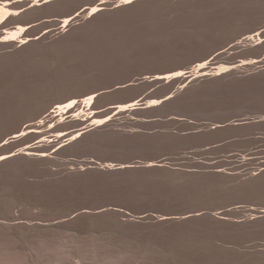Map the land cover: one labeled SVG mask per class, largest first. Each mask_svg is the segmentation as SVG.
Wrapping results in <instances>:
<instances>
[{
    "label": "rangeland",
    "instance_id": "374dc122",
    "mask_svg": "<svg viewBox=\"0 0 264 264\" xmlns=\"http://www.w3.org/2000/svg\"><path fill=\"white\" fill-rule=\"evenodd\" d=\"M202 1L200 2L201 6L198 8L185 6V8L181 7L182 10L173 3H166L159 5L160 7L151 8L147 14L161 16H159V20L149 24L151 27L148 25V36L142 34L140 37L131 30L118 29L115 31L116 33H109L100 40H95L101 37L100 34H95L91 37L93 40L88 38L85 41L65 44L59 49H54L48 56L35 57L10 66L7 74L11 79L10 88L13 89L8 97H0V126L9 123V120L6 119L5 114L2 112L6 107L8 108V106L13 104L14 106L22 105L25 108H34L49 96L64 95L72 90L105 87V90L109 91V93L106 92L104 97L99 99L100 102L120 95L129 96L130 98L124 103L125 107L121 106V111L124 110L121 116L125 115L123 118L119 115V121L109 125V127L103 126L104 129L96 127L83 135L82 138L70 142L71 145L68 143L57 147L58 149L55 148L54 152L49 155L51 159L48 158L51 162L50 164L46 165L43 163L41 166L42 162H33L27 165L21 157H16V159L12 160V163L21 164V166L16 168L8 167L0 171V180H2L0 181V193L2 194L3 192V195L0 194V215H13L28 223L30 220L31 223L51 224L58 219L60 223L66 222L56 228L47 226L46 228H41V230L40 228L18 229L15 235L9 238L3 239L0 236V251L4 252L5 250L3 264H68V262L74 264H203L204 260L206 261L205 264L207 261L208 263L210 262L209 264H258L250 256L245 258V260L237 259L232 252V248L240 242L239 237L243 238L245 235L254 234L250 242L245 243L248 248H245L246 246L242 244L241 250L247 252L256 248L264 251V220L253 221L249 217L253 211L264 213V64L260 68V63L252 60L260 59L259 62L264 61V41L257 45L242 46L229 51L225 55L224 66L232 67L233 65L234 68L242 69L234 71L224 70L218 76H214L216 74H206L214 77L199 82H194V79L188 75L183 82L178 83V93L172 94L169 99L167 98L169 96L167 94L168 84L162 86L139 84L142 77H149L174 65L181 64L185 66L187 59L200 56V54H204L206 49L211 47L224 45L232 37L239 36L248 29L253 28L255 23L260 22L264 25V10H262L264 9V0H262L263 2L261 0ZM260 4L263 5L261 6ZM204 6L208 10L204 9ZM160 10L162 11L160 12ZM250 12L252 13L250 14ZM147 14L137 16L142 19ZM172 18L175 20H172ZM114 24L115 22L102 24L97 27V31L105 26L113 28ZM82 25H78L74 31L82 30L86 24ZM112 28L110 31L116 30L115 27ZM258 34V32L253 33L254 36H258ZM57 36L49 37V40L54 41L55 45L60 44L66 38L59 37L56 39ZM134 37L137 40H134ZM81 42L84 43L82 44ZM181 57L183 58L181 59ZM239 62L244 65H238ZM187 66H193V64ZM226 74L228 75L226 76ZM129 79L138 80L136 82L130 81L135 85L134 87L129 88L122 84V91L118 92V94L111 93L112 85ZM19 86L31 91L30 95H32L33 99L25 100L24 95L18 91ZM147 93L151 97L147 95L148 99H145L147 96L145 95L146 97L144 98L143 95ZM145 103L149 105L145 107ZM84 106L94 108L93 100L86 101ZM101 107L103 111L108 113L110 108L108 105L104 103ZM130 112L131 114L128 115ZM75 129L72 125L65 123L61 131L71 132ZM43 140L45 141V139ZM43 145L47 146V144ZM64 154L66 155L64 156ZM91 159L94 164L106 165L114 170L104 171L97 165L90 166L89 169L88 167L79 168L83 163ZM148 164H150L149 167ZM117 168L123 169L116 170ZM22 172H24L23 176L21 175ZM14 175L17 176L15 177ZM89 177L91 178L89 179ZM17 178H20V181ZM30 181L31 183H29ZM7 192L8 194H6ZM46 193H48V196ZM9 204L10 206H8ZM96 207H104L102 212L105 214L80 217L81 219L74 216L72 220L73 214L75 215L78 210H87L93 213ZM134 207L136 208L134 209ZM111 208L127 211L126 213H129L128 218L131 222H128V225L127 223H122L121 220L125 218L119 217L113 211L108 213ZM54 209L55 211H53ZM183 211L202 215L187 224L195 228L193 234H191V231L189 235L188 233L177 235L171 229L167 231V229L154 225L148 219L138 218L141 215L154 214L158 216L170 214L171 212L172 214L179 213L181 215ZM224 211H232V218L228 223L221 224L211 219V214L214 215ZM239 212L241 213L239 214ZM46 214L49 215L47 216ZM203 216L206 219H202ZM68 217L70 218L67 219ZM208 218L209 221H207ZM249 220L252 224L249 223ZM75 228H78V230L76 231ZM203 228L209 230L206 231ZM156 229L158 230L156 231ZM241 229L243 230L241 231ZM127 230L128 232H124ZM199 230L200 232H198ZM236 232L238 235L235 234ZM240 233H242L241 236L239 235ZM255 233L258 235L256 236ZM174 236L179 241L182 239L184 243L182 241L183 244L179 243L178 240L177 243ZM187 236H189L188 239L186 238ZM55 238L58 242H55ZM159 238H161L163 245L159 243ZM203 238H206L205 241ZM208 238L212 239L209 242L210 247H207ZM156 240L158 241L156 242ZM173 240H175L174 243ZM185 241L192 243L189 245ZM195 241L203 242L195 243ZM211 242H213L212 247ZM56 244H60V246ZM169 244L172 247H168ZM199 245L201 246L199 247ZM143 246L144 248H142ZM199 248L201 249L199 250ZM33 252L35 253L33 254ZM153 252L155 253L153 254ZM167 253L173 255L171 256ZM135 254H138L136 258ZM159 254H162V257ZM223 260H225V263Z\"/></svg>",
    "mask_w": 264,
    "mask_h": 264
},
{
    "label": "bare ground",
    "instance_id": "6f19581e",
    "mask_svg": "<svg viewBox=\"0 0 264 264\" xmlns=\"http://www.w3.org/2000/svg\"><path fill=\"white\" fill-rule=\"evenodd\" d=\"M202 0H0V97H8L10 93L12 92V89L10 88L11 79L8 76L7 72L11 65L15 63L24 62L29 59H33L35 57H41L43 55L48 56L50 55L54 49H59L62 47V45L65 44H73L77 43L79 41H85L89 38V40H93L92 35H99L100 38H97L95 40H100L103 36L113 33L117 31L118 29H127L133 31L135 34H138L140 37L142 34H146L148 36L149 32V25L151 22L159 20V16L147 14L151 10V8L166 4V3H173L179 7L180 9L185 8V6H190L192 8H198L200 5V2ZM208 1V0H207ZM217 1V0H216ZM249 1V0H248ZM262 1V0H261ZM203 2V1H202ZM246 2V1H245ZM263 2V1H262ZM206 3V2H205ZM261 3V2H260ZM208 4V3H207ZM228 4V3H227ZM252 4V3H251ZM224 5V4H223ZM258 5V3H257ZM261 5V4H260ZM263 5V4H262ZM261 5V6H262ZM203 6V5H202ZM230 6V5H229ZM238 6V5H237ZM160 7V6H159ZM182 7V8H181ZM205 7V6H204ZM252 7V6H251ZM250 7V8H251ZM172 8V7H171ZM226 8V6H225ZM239 8V7H238ZM255 8V7H254ZM157 9V8H156ZM164 9V7H163ZM206 9V7L204 8ZM228 9V8H227ZM248 9V8H247ZM245 9V10H247ZM183 10V9H182ZM188 10V9H187ZM193 10V9H192ZM202 11V9H200ZM208 10V9H206ZM241 10V9H240ZM244 10V9H243ZM264 10V9H262ZM162 10H160L161 12ZM185 11V10H184ZM196 11V10H193ZM157 12V11H156ZM189 12V11H188ZM221 12V11H220ZM218 12V13H220ZM256 12V11H255ZM155 13V11H154ZM164 13V12H163ZM202 13V12H200ZM213 13V11H212ZM217 13V12H216ZM231 13V12H230ZM249 13V12H248ZM252 12H250L251 14ZM147 14L142 19L140 16L137 15ZM229 14V13H228ZM158 15V14H157ZM170 15V14H169ZM172 15V14H171ZM189 15V14H188ZM233 15V14H232ZM253 15V14H252ZM165 16V15H162ZM178 16V15H177ZM181 16V15H180ZM190 16V15H189ZM193 16V15H192ZM197 16V15H196ZM214 16V15H213ZM223 16V14H222ZM221 16V18H222ZM238 16V15H237ZM241 16V15H240ZM166 17V16H165ZM183 17V16H182ZM200 17V16H199ZM210 17V16H209ZM220 17V16H219ZM225 17V16H224ZM252 17V16H251ZM181 18V17H180ZM189 18V17H188ZM166 19V18H165ZM197 19V17H196ZM242 19V18H241ZM125 20V21H124ZM172 20H175L172 18ZM187 20V19H186ZM189 20V19H188ZM214 20V19H213ZM124 21V22H121ZM178 21V20H177ZM190 21V20H189ZM200 21V20H199ZM208 21V20H207ZM217 21V20H216ZM109 22H115L116 30H111L112 27H104L101 30L97 31V27L101 26L102 24H106ZM174 22V21H173ZM219 22V21H218ZM238 22V21H237ZM170 23V22H169ZM186 23V22H185ZM193 23V22H192ZM217 23V22H216ZM84 25L82 30L80 31H74L75 28L78 27V25ZM153 24V23H152ZM167 24V23H166ZM165 24V25H166ZM184 24V23H183ZM187 24V23H186ZM190 24V23H189ZM149 25V26H148ZM179 25V24H178ZM181 25V24H180ZM191 25V24H190ZM83 26V25H82ZM156 26V25H155ZM170 26V25H169ZM175 26V25H174ZM188 26V25H187ZM204 26V24H203ZM227 26V25H226ZM240 26V25H239ZM247 26V25H246ZM249 26V25H248ZM163 27V26H162ZM176 27V26H175ZM179 27V26H178ZM193 27V26H192ZM197 27V26H196ZM219 27V26H218ZM232 27V26H231ZM230 27V29H231ZM235 27V26H234ZM112 28V29H113ZM167 28V27H166ZM164 28V29H166ZM181 28V27H180ZM211 28V27H210ZM214 28V27H213ZM178 29V28H177ZM183 29V27H182ZM200 29V28H199ZM198 29V30H199ZM206 29V28H205ZM215 29V28H214ZM157 30V29H156ZM181 30V29H180ZM186 30V29H185ZM184 30V31H185ZM110 31V32H109ZM158 31V30H157ZM165 31V30H164ZM183 31V30H182ZM208 31V30H207ZM211 31V30H210ZM146 32V33H145ZM175 32V30H174ZM202 32V31H201ZM225 32V31H224ZM258 32V36H254L253 33ZM116 33V32H115ZM127 33V32H126ZM184 33V32H183ZM206 33V32H205ZM132 34V33H131ZM153 34V33H152ZM200 34V33H199ZM213 34V33H212ZM53 35H58L56 39L59 37L65 38L63 42L60 44L54 43V41L49 40V37ZM154 35V34H153ZM174 35V34H173ZM189 35V34H188ZM187 35V36H188ZM197 35V33H196ZM133 36V35H132ZM175 36V35H174ZM184 36V35H183ZM223 36V35H222ZM226 36V35H224ZM113 37V36H112ZM125 37V36H124ZM130 37V36H129ZM164 37V36H163ZM186 37V36H185ZM207 37V36H205ZM183 38V37H181ZM196 38V37H195ZM199 38V37H198ZM197 38V39H198ZM117 39V38H116ZM134 40H137L136 37L133 38ZM148 39V37H147ZM155 39V38H154ZM184 39V38H183ZM175 40V39H174ZM180 40V39H179ZM187 40V39H185ZM225 40V39H224ZM112 41V40H111ZM172 41V40H170ZM181 41V40H180ZM216 41V40H215ZM264 41V25L262 23H255V26L253 28L248 29L241 35H237L235 37H232L229 41H227L224 45L217 47H211L209 49H206L204 54H200V56H194L189 59H187V63L185 66L178 64L174 65L168 69H165L163 71H159V73H154L150 75L149 77H142L140 79L139 84L143 85H158L162 86L164 84H168L167 89V98H171L172 94L178 93V83L183 82L187 76L189 75L194 79V82H199L201 80H205L214 76H218L221 74V71L224 72V70L227 71H234L239 70L242 68H234L230 66H224V60L226 59L225 55L232 50H235L237 48H240L242 46H250V45H257ZM60 42V41H59ZM136 42V41H135ZM223 42V41H222ZM82 43V42H81ZM84 43V42H83ZM82 43V44H83ZM167 43V42H166ZM184 43V42H183ZM187 43V42H186ZM199 43V42H198ZM178 44V43H177ZM188 44V43H187ZM231 44L228 48L227 45ZM95 45V44H94ZM102 45V44H101ZM161 45V44H160ZM163 45V44H162ZM170 45V44H169ZM120 46V45H119ZM193 46V45H192ZM200 46V45H199ZM94 47V46H93ZM167 47V46H166ZM175 47V46H174ZM206 47V46H205ZM253 47V46H252ZM131 48V47H130ZM182 48V47H181ZM86 49V48H85ZM99 49V48H98ZM178 49V48H177ZM176 49V50H177ZM243 49V48H242ZM259 49V47H258ZM121 50V49H120ZM166 50V49H165ZM184 50V49H183ZM202 50V49H201ZM264 50V49H263ZM58 51V50H57ZM132 51V50H131ZM178 51V50H177ZM259 51V50H258ZM154 52V51H153ZM182 52V51H181ZM189 52V51H188ZM257 52V51H256ZM123 53V52H122ZM166 53V52H165ZM111 54V53H110ZM113 54V53H112ZM244 54V53H243ZM82 55V54H80ZM128 55V54H127ZM191 55V54H190ZM198 55V54H197ZM255 55V54H254ZM253 55V56H254ZM158 56V55H156ZM110 57V56H109ZM118 57V56H117ZM252 57V56H251ZM256 57V56H255ZM258 57V56H257ZM80 58V57H79ZM120 58V57H119ZM183 57H181L182 59ZM263 58V57H262ZM115 59V58H114ZM122 59V58H121ZM149 59V58H148ZM166 59V58H165ZM172 59V58H171ZM231 59V58H228ZM119 60V59H118ZM125 60V59H124ZM256 62L260 63V68L263 66L264 61H260L257 59H252ZM31 61V60H30ZM100 61V60H99ZM170 61V60H169ZM236 61V60H235ZM245 61V60H244ZM243 61V62H244ZM251 61V60H249ZM46 62V61H45ZM89 62V60H88ZM124 62V61H123ZM154 62V61H153ZM85 63V62H84ZM168 63V62H166ZM180 63V62H179ZM247 63V62H246ZM59 64V63H58ZM98 64V63H97ZM101 64V63H100ZM112 64V63H111ZM124 64V63H123ZM189 64H193V66H187ZM92 65V64H91ZM140 65V63H139ZM238 65H244L242 63H238ZM143 66V65H142ZM148 66V65H147ZM161 66V65H160ZM107 67V66H106ZM153 67V66H152ZM51 68V67H50ZM157 68V67H156ZM31 69V67H30ZM80 69V68H79ZM143 69V67H142ZM145 69V68H144ZM59 70V69H58ZM63 70V69H62ZM37 71V70H36ZM65 71V70H63ZM143 72V71H142ZM147 72V71H146ZM226 72V71H225ZM30 73V72H29ZM45 73V72H44ZM93 73V72H92ZM134 73V72H133ZM132 73V74H133ZM233 73V72H232ZM248 73V72H247ZM74 74V72H73ZM85 74V73H84ZM206 74H216L214 76H207ZM90 75V74H89ZM141 75V74H140ZM139 75V76H140ZM145 75V74H144ZM228 74H226L227 76ZM233 75V74H232ZM42 76V75H41ZM40 76V77H41ZM71 76V75H70ZM91 76V75H90ZM231 76V75H230ZM65 77V76H63ZM60 78V77H59ZM79 78V77H78ZM117 78V77H116ZM235 78V77H234ZM56 79V78H55ZM75 79V78H74ZM233 79V78H232ZM244 79V78H243ZM81 80V78H80ZM123 80V79H122ZM214 80V79H213ZM59 81V80H57ZM70 81V80H69ZM84 81V80H83ZM136 82L138 80H126L121 83H115V85L111 86V93L115 94L120 91H122V84L131 88L135 85L131 82ZM210 81V80H209ZM216 81V79H215ZM231 81V80H230ZM43 82V81H42ZM72 82V81H71ZM76 82V81H75ZM212 82V81H211ZM99 83V82H98ZM81 84V83H80ZM87 84V83H86ZM78 85V84H77ZM83 85V84H82ZM37 86V85H36ZM66 86V85H65ZM94 87V86H93ZM49 88V87H48ZM36 89V88H35ZM34 89V90H35ZM59 89V88H58ZM196 89V88H195ZM190 90V88H189ZM19 93H22L24 95L25 100H32L33 97L30 95L31 91H27L26 88L23 86H19L18 88ZM54 91V90H52ZM57 91V90H55ZM45 92V91H44ZM109 93V91L105 90V87L102 88H85L81 90H72L64 95H58V96H49L36 107L34 108H25L20 106H14L13 104L8 106V108H4L2 110L4 116L6 119L9 120L8 124L1 125L0 126V171L4 170L8 167H19L21 164H15L12 163L13 159H16V157H21V159L24 160L25 164H32L33 162H42L43 163L50 164L48 158L51 159L49 156L52 154L57 147L64 146L72 141H75L81 134L82 131H85V134L88 133L90 130L95 129L96 127H102L108 126L116 123L118 120L119 115L121 116V109L122 105L124 106L126 101L130 98L129 96H116L112 97L108 100H104L102 102L99 101V99L104 97L105 93ZM33 93V92H32ZM195 94V93H193ZM39 95V94H38ZM51 95V94H50ZM123 95V94H122ZM148 95L144 94V98ZM20 96V95H19ZM151 97V95H148ZM148 96L145 99H148ZM158 98V97H157ZM3 99V98H2ZM35 99V98H34ZM135 99V98H134ZM94 108H89L87 106H84V103L86 101H92ZM157 100V99H156ZM173 100V99H171ZM146 101V100H145ZM149 101V100H148ZM155 101V100H154ZM39 102V101H38ZM108 105L109 111L108 113L103 111L101 106L103 104ZM150 103V102H148ZM145 103L146 105L149 104ZM3 104V103H2ZM37 105V104H36ZM14 106V107H13ZM31 106V105H30ZM13 107V108H12ZM121 107V108H120ZM125 107V106H124ZM130 107V106H129ZM185 107V106H184ZM1 108V107H0ZM127 108V106H126ZM126 108H124L126 110ZM191 108V107H190ZM189 108V109H190ZM195 108V107H194ZM193 108V109H194ZM128 109V108H127ZM131 109V108H130ZM188 110V109H187ZM193 111V110H192ZM224 111V110H223ZM126 112V111H125ZM196 112V111H195ZM217 112V111H216ZM127 113V112H126ZM215 113V112H214ZM131 114L128 113V115ZM2 115V114H1ZM127 115V114H126ZM127 115V116H128ZM125 116V115H124ZM123 116V117H124ZM122 117V116H121ZM122 117V118H123ZM160 117V116H159ZM135 122V121H134ZM67 123L69 125H72L73 128L79 129L76 133L68 134V131H61L63 125ZM65 128V127H64ZM104 129V128H103ZM68 130V129H67ZM122 133V132H121ZM84 134V135H85ZM91 134V133H90ZM95 134V133H94ZM118 134V132H117ZM92 135V134H91ZM137 135V134H136ZM45 139V141L43 140ZM81 143V142H80ZM43 144H47V146H44ZM51 144V145H50ZM71 145V143H70ZM83 145V142H82ZM76 146V145H75ZM78 146V145H77ZM69 147V146H68ZM81 149V147H79ZM58 149V148H57ZM76 149V148H75ZM60 150V149H59ZM61 151V150H60ZM66 151V149H65ZM80 151V150H79ZM78 152V150H77ZM81 152V151H80ZM59 153V152H58ZM76 153V152H75ZM74 153V154H75ZM85 153V152H84ZM60 154V153H59ZM58 154V155H59ZM78 154V153H77ZM81 154V153H80ZM83 154V153H82ZM66 154H64L65 156ZM68 155V154H67ZM73 156V155H72ZM88 156V155H84ZM77 157V156H76ZM82 158V157H81ZM82 160V159H81ZM17 162V161H16ZM21 162V161H20ZM54 162V161H53ZM19 163V162H18ZM55 163V162H54ZM57 163V162H56ZM76 163V162H75ZM39 164V163H38ZM44 164V165H45ZM59 164V163H58ZM65 164V163H64ZM36 165V164H35ZM97 165L101 170L104 171H113L114 169L100 165L99 163H95L92 161H87L83 163L79 168L83 169L84 167L90 168V166ZM150 164H148L149 167ZM49 166V165H48ZM47 166V167H48ZM59 166V165H58ZM62 166V165H61ZM64 166V165H63ZM74 166V165H73ZM117 166V165H116ZM121 166V165H120ZM35 167V166H34ZM33 167V168H34ZM118 167V166H117ZM126 167V166H125ZM26 168V166H25ZM46 168V167H45ZM44 168V169H45ZM49 168V167H48ZM78 168V169H79ZM96 168V167H95ZM124 168V166H123ZM120 168V169H123ZM24 169V168H23ZM39 169V168H38ZM75 169V168H74ZM117 168L116 170H118ZM119 169V170H120ZM25 170V169H24ZM48 170V169H47ZM71 170V169H70ZM151 170V169H150ZM157 170V169H156ZM261 170V169H259ZM6 171V170H5ZM8 171V170H7ZM39 171V170H38ZM45 171V170H44ZM83 171V170H82ZM100 171V170H99ZM25 172V171H24ZM22 172L21 175L24 173ZM69 172V171H68ZM121 172V171H120ZM3 173V172H2ZM12 173V172H11ZM16 173V172H15ZM35 173V172H34ZM40 173V172H39ZM45 173V172H44ZM49 173V172H48ZM58 173V172H57ZM83 173V172H82ZM116 173V172H115ZM154 173V172H153ZM258 173V172H257ZM5 174V173H4ZM3 174V175H4ZM47 174V173H46ZM50 174V173H49ZM55 174V173H54ZM89 174V173H88ZM100 174V173H99ZM113 174V173H112ZM9 175V174H8ZM30 175V174H29ZM33 175V173H32ZM37 175V174H36ZM51 175V174H50ZM63 175V174H62ZM103 175V174H102ZM115 175V174H114ZM176 175V174H175ZM179 175V174H178ZM5 176V175H4ZM15 176V175H14ZM17 176V175H16ZM15 176V177H16ZM20 176V174H19ZM23 176V175H22ZM46 176V175H44ZM48 176V175H47ZM55 176V175H53ZM79 176V175H78ZM89 176V175H88ZM122 176V175H121ZM2 177V176H1ZM8 177V176H7ZM87 177V176H86ZM112 177V176H110ZM23 178V177H22ZM26 178V177H24ZM50 178V177H49ZM83 178V176H82ZM91 177H89L90 179ZM117 178V176H116ZM130 178V177H129ZM20 181V178H17ZM41 179V178H40ZM66 179V178H65ZM78 179V178H77ZM94 179V178H93ZM92 179V181H93ZM120 179V178H119ZM44 180V178H43ZM53 180V179H51ZM63 180V179H61ZM80 180V179H79ZM100 180V178H99ZM105 180V179H104ZM113 180V179H112ZM2 181V180H0ZM4 181V180H3ZM54 181V180H53ZM131 181V180H130ZM6 182V181H5ZM17 182V181H16ZM52 182V181H51ZM65 182V181H64ZM78 182V181H77ZM91 182V181H90ZM107 182V181H105ZM121 182V180H120ZM28 183V182H27ZM31 183V181L29 182ZM46 183V182H45ZM53 183V182H52ZM66 183V182H65ZM80 183V181H79ZM97 183V182H96ZM104 183V182H103ZM134 183V182H133ZM138 183V182H137ZM1 184V183H0ZM3 184V183H2ZM16 184V183H15ZM24 184V182H23ZM36 184V183H35ZM42 184V183H41ZM86 184V182H85ZM107 184V183H106ZM4 185V184H3ZM33 185V184H32ZM45 185V184H44ZM73 185V184H72ZM81 185V184H80ZM110 185V184H109ZM122 185V184H121ZM142 185V184H141ZM144 185V184H143ZM22 186V185H21ZM24 186V185H23ZM30 186V185H28ZM43 186V185H42ZM77 186V185H76ZM138 186V185H137ZM170 186V185H169ZM1 187V186H0ZM6 187V186H5ZM11 186H9L10 188ZM31 187V186H30ZM35 187V186H34ZM39 187H41L39 185ZM119 187V186H118ZM47 188V187H46ZM45 188V189H46ZM13 190V188L11 187ZM10 189V190H11ZM17 189V188H16ZM20 189V188H19ZM37 189V188H36ZM126 189V188H124ZM134 189V188H132ZM31 190V189H30ZM44 190V189H43ZM140 190V189H139ZM7 191V190H6ZM47 191V190H45ZM49 191V190H48ZM9 192V191H8ZM8 192L6 194H8ZM26 192V191H25ZM50 192V191H49ZM22 193V192H21ZM122 193V192H121ZM145 193V192H144ZM1 194V193H0ZM19 194V193H17ZM48 196V193H46ZM143 194V193H142ZM3 195V192L2 194ZM41 196V194H40ZM30 197V196H29ZM36 197V196H34ZM53 197V196H52ZM110 197V196H108ZM22 198V197H21ZM25 198V197H24ZM50 198V197H49ZM56 198V197H54ZM3 199V198H2ZM8 199V198H7ZM11 199V198H10ZM17 199V198H16ZM20 199V198H19ZM26 199V198H25ZM46 199V198H44ZM43 199V200H44ZM52 199V198H51ZM1 200V199H0ZM13 200V199H11ZM35 200V199H34ZM100 200H102L100 198ZM109 200V199H108ZM112 200V199H111ZM120 200V199H119ZM7 201V200H6ZM47 201V200H46ZM56 201V200H55ZM54 201V202H55ZM110 201V200H109ZM113 201V200H112ZM4 202V199H3ZM8 202V201H7ZM12 202V201H11ZM21 202V201H19ZM27 202V201H26ZM51 202V200H50ZM94 203V201H92ZM114 202V201H113ZM119 202V201H118ZM6 203V202H5ZM9 203V202H8ZM13 203V202H12ZM16 203V202H15ZM82 203V202H81ZM84 203V202H83ZM123 203V202H121ZM18 204V203H17ZM53 204V203H52ZM56 204V203H55ZM77 204V203H75ZM3 205V204H2ZM7 205V203H6ZM21 205V204H20ZM67 205V204H66ZM82 205V204H81ZM90 205V204H89ZM102 205V203H101ZM107 205V204H106ZM110 205V204H109ZM108 205V206H109ZM121 205V204H120ZM125 205V204H124ZM130 205V204H129ZM128 205V206H129ZM10 206V204L8 205ZM29 206V205H27ZM41 206V205H39ZM57 206V205H56ZM83 206V205H82ZM114 206V205H113ZM14 207V206H13ZM12 207V208H13ZM48 207V206H47ZM58 207V206H57ZM3 208V207H2ZM5 208V206H4ZM10 208V207H9ZM21 208V207H19ZM29 208V207H28ZM34 208V206H33ZM90 208V207H89ZM92 208H94L92 206ZM91 208V209H92ZM104 207H100L94 210L93 213L87 211V210H78L77 213L72 216H75L76 218L80 217H86V216H100L102 214H105L102 212V209ZM130 208V207H129ZM136 207H134L135 209ZM146 208V207H145ZM149 208V207H148ZM26 209V208H25ZM24 209V210H25ZM41 209V208H40ZM64 209V208H63ZM67 209V208H66ZM83 209V208H82ZM108 209V208H106ZM127 209V208H126ZM142 209V208H141ZM5 210V209H4ZM7 210V208H6ZM105 210V209H104ZM147 210V209H146ZM8 211V210H7ZM28 211V210H27ZM35 211V210H34ZM33 211V212H34ZM51 211V210H50ZM55 211V209L53 210ZM108 211V210H106ZM117 214L121 218H125L124 220H121L122 223L131 222V220L128 218L129 213H126L123 210L120 209H110L108 211L112 213ZM133 211V209H132ZM137 211V210H136ZM150 211V210H149ZM148 211V212H149ZM163 211V210H162ZM179 211V210H178ZM12 213L14 211L11 210ZM17 212V210H16ZM26 212V211H25ZM37 212V211H36ZM47 212V211H46ZM76 212V211H75ZM130 212V211H129ZM146 212V211H145ZM152 212V210H151ZM160 212V211H159ZM167 212V211H166ZM170 212V210H169ZM183 214H162L155 216L147 214V215H141L140 219H148L154 223V225L158 226L159 228L163 229H171L175 234H183L188 233L192 231L191 234H193V231L195 228L188 226V222L195 221L194 219H197L201 217L202 215L199 214H192L190 213H184ZM232 211H224L215 213L214 215H210L211 219L218 223H225L231 221L232 218ZM3 213V212H2ZM8 213V212H7ZM23 213V211H22ZM140 213V212H139ZM147 213V212H146ZM164 213V211H163ZM175 213V212H174ZM241 212H239L240 214ZM29 214V213H27ZM51 214V213H50ZM58 214V213H56ZM71 214V213H70ZM136 214V213H135ZM141 214V213H140ZM207 214V213H206ZM231 214V215H230ZM237 214V213H236ZM249 214V213H248ZM16 215V214H15ZM24 215V214H23ZM33 215V214H32ZM31 215V217H32ZM47 216L49 214H46ZM45 215V216H46ZM69 215V214H68ZM108 215V214H107ZM205 215V214H204ZM208 215V216H209ZM244 215V214H243ZM52 216V215H51ZM57 216V215H56ZM206 216V215H205ZM207 216V217H208ZM235 216V215H234ZM238 216V215H237ZM39 217V216H38ZM41 217V216H40ZM50 217V216H49ZM244 217V216H243ZM240 217V218H243ZM246 217V216H245ZM249 217H251V220L253 221H261L264 220V213L262 212H256L253 211L250 213ZM42 218V217H41ZM68 217L67 219H69ZM88 218V217H87ZM98 218V217H97ZM205 218L204 216L202 219ZM236 218V217H234ZM239 218V219H240ZM30 219V218H29ZM36 219V218H35ZM51 219V218H50ZM66 219V218H65ZM81 219V218H80ZM86 219V218H85ZM201 219V218H200ZM206 219V218H205ZM245 219V218H244ZM84 220V219H83ZM106 220V219H105ZM237 220V218H236ZM33 221V220H32ZM50 221V220H48ZM53 221V220H52ZM55 221V220H54ZM71 221V220H70ZM198 221V220H196ZM203 221V220H202ZM209 221V218L208 220ZM234 221V220H233ZM47 222V221H46ZM69 222V221H68ZM67 222V223H68ZM136 222V221H135ZM199 222V221H198ZM245 222V221H243ZM247 222V221H246ZM264 222V221H263ZM64 223H60V220L51 223V224H43V223H31L29 220L28 222H25L23 219L15 217L13 215L9 214H2L0 215V236L4 238H9L10 236L15 235L18 229H24V228H46L47 226L52 227H59L60 224L64 225ZM72 223V222H70ZM69 223V224H70ZM84 223V222H83ZM97 223V222H96ZM141 223V222H140ZM196 223V222H195ZM201 223V222H200ZM207 222L205 221V224ZM217 223V225H218ZM250 223V220H249ZM261 223V222H260ZM131 224V223H130ZM214 224V223H213ZM230 224V223H229ZM236 224V223H235ZM244 224V223H243ZM248 224V223H247ZM245 224V225H247ZM252 224V223H250ZM254 224V223H253ZM256 224V223H255ZM68 225V224H67ZM91 225V224H90ZM134 225V224H132ZM207 225V224H206ZM249 225V224H248ZM257 225V224H256ZM82 226V225H81ZM137 226V225H136ZM226 226V225H225ZM234 226V225H233ZM238 226V225H235ZM142 227V226H141ZM204 227V226H203ZM232 227V226H231ZM244 227V225H243ZM242 227V228H243ZM259 227V226H258ZM261 227V225H260ZM49 228V227H48ZM69 228V227H68ZM73 228V227H72ZM148 228V227H147ZM157 228V227H155ZM198 228V227H197ZM218 228V227H217ZM233 228V227H232ZM241 228V227H240ZM246 228V227H245ZM51 229V228H50ZM130 229V228H129ZM139 229V228H138ZM202 229V228H201ZM204 229V228H203ZM211 229V228H210ZM214 229V228H213ZM212 229V230H213ZM224 229V228H223ZM228 229V228H227ZM231 229V228H230ZM251 229V228H249ZM247 229V230H249ZM253 229V227H252ZM258 229V228H257ZM264 229V228H263ZM261 229V230H263ZM39 230V229H38ZM77 231L78 228H75ZM80 230V229H79ZM144 230V229H143ZM150 230V229H148ZM147 230V231H148ZM158 229H156L157 231ZM198 230V229H197ZM209 230V229H204ZM232 230V229H231ZM243 229H241L242 231ZM260 230V228H259ZM29 231V230H28ZM52 231V230H51ZM57 231V230H56ZM134 231V230H133ZM151 231V230H150ZM170 231V230H169ZM202 231V230H201ZM215 231V230H214ZM218 231V230H217ZM236 231V230H235ZM245 231V230H244ZM250 231V230H249ZM45 232V231H44ZM49 232V231H48ZM124 232H128L124 231ZM123 232V233H124ZM144 232V231H143ZM195 232V231H194ZM200 232V230L198 231ZM197 232V234H198ZM203 232V231H202ZM221 232V230H220ZM225 232V231H224ZM223 232V233H224ZM239 232V231H238ZM254 232V231H253ZM34 233V232H33ZM71 233V232H70ZM87 233V232H86ZM137 233V230H136ZM156 233V232H154ZM162 233V232H161ZM160 233V234H161ZM167 233V232H165ZM164 233V234H165ZM229 233V232H228ZM248 233V232H247ZM22 234V233H21ZM32 234V233H31ZM56 234V233H55ZM76 234V233H75ZM127 234V233H126ZM170 234V233H169ZM168 234V235H169ZM196 235V233H194ZM216 234V232H215ZM218 234V233H217ZM227 234V233H225ZM232 234V233H231ZM236 235L237 232L235 233ZM242 233L239 235L241 236ZM256 234V233H255ZM50 235V234H49ZM148 235V234H147ZM159 235V234H158ZM157 235V236H158ZM200 235V234H199ZM198 235V236H199ZM223 235V234H222ZM229 235V234H227ZM226 235V236H227ZM258 234H256L257 236ZM53 236V235H52ZM77 236V235H76ZM142 236V235H141ZM166 236V235H165ZM183 236V235H180ZM219 236V235H218ZM224 236V235H223ZM235 236V235H234ZM254 236H246L240 238V242L235 245L234 248H232V252L235 254L236 258L239 260H245V258H248L250 256L253 258L255 262L258 264H264V251L258 250L256 248H253L251 251L244 252L245 250H241V245H245L243 247L248 248L245 244L246 242H250L251 237ZM255 236V237H256ZM49 237V236H48ZM132 237V236H131ZM139 237V236H138ZM144 237V236H143ZM153 237V235H152ZM160 237V236H159ZM162 237V236H161ZM172 237V236H171ZM176 236H174L175 238ZM189 236L186 238L188 239ZM194 238V236H192ZM196 237V236H195ZM261 237V236H260ZM21 238V237H20ZM25 238V237H24ZM35 238V237H34ZM44 238V237H43ZM134 238V237H133ZM146 238V237H145ZM170 238V237H169ZM179 238V237H178ZM184 238V237H183ZM200 238V237H198ZM238 238V237H237ZM2 239V238H1ZM2 239V241H3ZM23 239V237H22ZM27 239V238H26ZM50 239V238H49ZM54 239V238H52ZM77 239V238H76ZM137 239V238H136ZM154 239V238H153ZM164 239V238H163ZM173 239V238H172ZM176 241L178 240L175 238ZM195 239V238H194ZM193 239V240H194ZM202 239V238H201ZM200 239V240H201ZM204 241L206 238H203ZM209 239V238H208ZM15 240V239H14ZM21 240V239H20ZM59 240V239H58ZM133 240V239H132ZM147 240V239H146ZM159 243H161V238H159ZM210 240H208L207 247H210ZM253 240V239H252ZM1 241V240H0ZM5 241V240H4ZM12 241V240H11ZM19 241V239H18ZM27 241V240H26ZM40 241V240H39ZM46 241V240H45ZM50 241V240H49ZM134 241V240H133ZM136 241V240H135ZM142 241V239H141ZM150 241V238H149ZM153 241V240H152ZM151 241V242H152ZM158 240H156L157 242ZM164 241V240H163ZM171 241V240H170ZM179 241V240H178ZM177 241V243H178ZM183 242V240L181 239ZM179 241V243H182ZM234 241V240H233ZM255 241V240H253ZM24 242V241H23ZM38 242V241H37ZM51 242V241H50ZM55 242L56 238H55ZM140 242V241H137ZM144 242V241H143ZM155 242V241H154ZM175 240H173V243ZM188 242V241H185ZM194 242V241H193ZM202 243L203 241H195V243ZM230 242V241H229ZM10 243V242H9ZM54 243V242H53ZM63 243V242H62ZM142 243V242H140ZM145 243V242H144ZM167 243V242H166ZM172 243V242H171ZM184 243V242H183ZM182 243V244H183ZM189 243V242H188ZM192 243V242H190ZM189 243V245H191ZM236 243V242H235ZM17 244V243H15ZM30 244V243H29ZM120 244V243H118ZM163 245V243H161ZM165 244V241H164ZM176 244V243H175ZM180 244V245H182ZM186 244V243H185ZM204 244V243H203ZM202 244V245H203ZM225 244V243H224ZM231 244V243H230ZM250 244V243H249ZM253 244V243H252ZM259 244V243H258ZM41 245V244H40ZM47 245V244H46ZM51 245V244H50ZM53 245V244H52ZM59 245L60 244H56ZM63 245V244H62ZM132 245V244H131ZM172 245V244H171ZM179 245V244H178ZM194 245V244H193ZM213 245V242H211V247ZM254 245V244H253ZM256 245V244H255ZM254 245V246H255ZM1 246V244H0ZM23 246V245H22ZM28 246V245H27ZM26 246V247H27ZM32 246V245H31ZM81 246V245H80ZM136 246V245H135ZM167 246V245H166ZM195 246H197L195 244ZM194 246V247H195ZM201 245H199L200 247ZM257 246V245H256ZM55 247V246H54ZM168 247H172L169 246ZM176 247V246H175ZM180 247V246H179ZM178 247V248H179ZM188 247V246H187ZM193 247V246H192ZM224 247V246H223ZM250 247V246H249ZM263 247V246H262ZM3 248V247H2ZM7 248V247H6ZM29 248V246H28ZM27 248V249H28ZM43 248V247H42ZM53 248V247H52ZM74 248V247H73ZM78 248V247H77ZM76 248V249H77ZM82 248V247H81ZM117 248V247H116ZM119 248V247H118ZM122 248V247H121ZM144 248V246L142 247ZM163 248V247H162ZM181 248V247H180ZM190 248V247H188ZM205 248V247H204ZM243 248V249H245ZM13 249V248H12ZM21 249V248H19ZM25 249V248H24ZM31 249V248H30ZM41 249V248H40ZM45 249V248H43ZM55 249V248H54ZM150 249V247H149ZM153 249V248H152ZM185 249V248H184ZM201 248H199L200 250ZM226 249V248H225ZM32 250V249H31ZM30 252L32 253V251ZM57 250V246H56ZM62 250V249H61ZM80 250V248H79ZM133 250V249H132ZM147 250V249H146ZM158 250V249H157ZM207 250V248H206ZM216 250V249H214ZM248 250V249H247ZM15 251V250H14ZM26 251V250H25ZM52 251V250H51ZM64 251V250H63ZM74 251V249H73ZM81 251V250H80ZM83 251V249H82ZM108 251V250H107ZM106 251V252H107ZM148 251V250H147ZM154 251V250H153ZM182 251L185 254V251L182 249ZM203 251V250H202ZM37 252V250H36ZM53 252V251H52ZM56 252V251H55ZM58 252V250H57ZM65 252V251H64ZM128 252V251H127ZM131 252V251H130ZM142 252V251H141ZM156 252V249H155ZM153 252V254L155 253ZM161 252V251H158ZM157 252V253H158ZM169 252V251H168ZM189 252V251H188ZM209 252V251H207ZM212 252V251H211ZM8 253V252H7ZM24 253V252H23ZM35 252H33L34 254ZM42 253V252H41ZM54 253V252H53ZM52 253V254H53ZM75 253V252H74ZM151 253V252H150ZM163 253V252H161ZM179 253V252H178ZM177 253V254H178ZM195 253V252H194ZM4 254L5 250L0 251V264H3L4 260ZM17 254V253H16ZM37 254V253H36ZM80 254V252H79ZM78 254V255H79ZM107 254V253H106ZM140 254V253H139ZM147 254V253H145ZM171 255L170 253H167ZM181 254V253H180ZM197 254V253H196ZM201 254V253H200ZM226 254V253H225ZM38 255V254H37ZM73 255V254H71ZM69 255L70 257H72ZM77 255V254H76ZM86 255V254H85ZM135 254V258H136ZM160 256L162 254H159ZM173 255V254H172ZM171 255V256H172ZM194 255V254H193ZM192 255V256H193ZM14 256V255H13ZM30 256V255H29ZM142 256V255H141ZM145 256V255H144ZM143 256V257H144ZM176 257V255H174ZM195 256V255H194ZM199 256V255H198ZM206 256V255H205ZM211 256V255H210ZM36 257V256H35ZM40 257V256H37ZM48 257V256H47ZM53 257V256H52ZM89 257V256H88ZM121 257V256H120ZM159 257V256H158ZM162 257V256H161ZM31 258V257H30ZM55 258V256H54ZM108 258V257H107ZM112 258V257H111ZM179 258V257H178ZM183 258V257H182ZM193 258V257H191ZM203 258V257H202ZM211 258V257H210ZM215 258V257H214ZM228 258V257H227ZM230 258V257H229ZM18 259V258H17ZM24 259V258H23ZM77 259V258H76ZM80 259V258H79ZM78 259V260H79ZM175 259V258H174ZM197 259V258H196ZM199 259V257H198ZM15 260V259H14ZM58 260V258H57ZM69 260V259H68ZM97 260V259H96ZM108 260V259H107ZM113 260V259H112ZM116 260V259H115ZM144 260V258H143ZM184 260V259H183ZM195 260V258H194ZM208 260V259H207ZM213 260V259H212ZM217 260V259H216ZM227 260V259H226ZM27 261V260H26ZM55 261V260H54ZM104 261V260H103ZM121 261V260H120ZM186 261V260H185ZM190 261V260H189ZM193 261V260H192ZM214 261V260H213ZM222 261V260H221ZM225 260H223L224 262ZM238 261V260H237ZM22 262V261H21ZM33 262V259H32ZM31 262V263H32ZM37 262V261H36ZM109 262V261H108ZM124 262V260H123ZM200 262V261H199ZM198 262V263H199ZM203 262V261H201ZM205 260L204 263L205 264ZM218 262V260H217ZM221 262V263H223ZM228 262V260H227ZM247 262V261H245ZM249 262V261H248ZM6 263V262H5ZM51 263V261H50ZM114 263V262H113ZM136 263V262H135ZM139 263V262H137ZM208 263V261H207ZM206 263V264H207ZM210 263V262H209ZM208 263V264H209ZM212 263V262H211ZM225 263V262H224ZM230 263V261H229ZM239 263V262H238ZM13 264V263H12ZM15 264V263H14ZM23 264V263H22ZM53 264V263H52ZM68 264H74L72 262H68ZM200 264V263H199ZM213 264V263H212ZM219 264V263H218ZM232 264V263H231ZM244 264V263H242ZM253 264V263H252ZM256 264V263H254Z\"/></svg>",
    "mask_w": 264,
    "mask_h": 264
},
{
    "label": "water",
    "instance_id": "95a60500",
    "mask_svg": "<svg viewBox=\"0 0 264 264\" xmlns=\"http://www.w3.org/2000/svg\"><path fill=\"white\" fill-rule=\"evenodd\" d=\"M230 45H231V44H228L226 48H228ZM77 130H79V129H75L74 131H71V132H69L68 134L76 133ZM84 134H85V131H82L81 134H80V136H79L76 140L82 138ZM76 140H75V141H76Z\"/></svg>",
    "mask_w": 264,
    "mask_h": 264
}]
</instances>
